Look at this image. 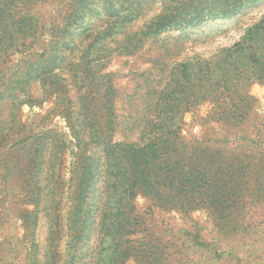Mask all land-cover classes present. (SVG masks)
I'll use <instances>...</instances> for the list:
<instances>
[{"label":"rangeland","instance_id":"obj_1","mask_svg":"<svg viewBox=\"0 0 264 264\" xmlns=\"http://www.w3.org/2000/svg\"><path fill=\"white\" fill-rule=\"evenodd\" d=\"M171 1L139 0L145 15L132 23L133 29ZM202 2L204 6L218 3ZM263 16L261 0L226 18L169 30L147 39L134 55L111 52L91 65L89 77H84L81 64H73L76 60L70 58L63 70L68 97L44 93L40 80L16 91V96L0 97V264H66L71 258L74 264H264V153L253 163L256 172L243 178L238 203L227 218L219 221L203 209L190 215L167 212L137 195L127 206L131 204L138 222L132 233L124 235L108 234L107 222L98 218L99 202L91 200L97 199L93 192L101 196L103 178L98 177L83 217L89 221L86 232L75 236L71 219L83 158L87 154L103 162L98 145L103 137L89 136L84 150L68 123L74 118L83 120L87 108L88 116L99 123L101 95L111 85L115 130L107 139L132 142L146 127L159 130L163 117L175 115L177 119L180 111L179 94L169 104L160 101L161 92L169 88L173 67L189 59L214 57L245 36ZM108 44L116 47L113 39ZM250 90L257 99L256 112L264 116V84L256 82ZM28 94L43 101L30 106L22 102ZM210 108L206 103L191 109L174 128L182 127L181 134L189 140L204 131L213 134L209 131L219 130L216 124L201 125L194 115L205 116ZM221 221L230 228H221Z\"/></svg>","mask_w":264,"mask_h":264},{"label":"trees","instance_id":"obj_2","mask_svg":"<svg viewBox=\"0 0 264 264\" xmlns=\"http://www.w3.org/2000/svg\"><path fill=\"white\" fill-rule=\"evenodd\" d=\"M173 1L160 13L144 17L143 25L135 30L132 23L145 15L139 0H0V97L16 96V91L37 80L43 82L44 93L68 97L63 70L70 58L76 60L73 64H81L84 77H89L91 65L111 52L134 55L149 38L226 18L261 0H216L218 3L210 6H204L202 0ZM112 39L114 48L108 44ZM173 68L169 88L159 96L162 103L169 104L179 94L180 111L177 119L175 115L163 117L155 132L146 127L132 142L107 139L115 130L111 85L101 95L99 123L88 116L89 108L83 120H68L84 150L89 136L103 137L98 143L103 162L87 154L83 158L71 219L75 236L86 232L89 221L83 217L98 177L103 178L101 196L93 192L97 199L91 200L99 202L98 218L107 222L108 234L134 231L138 219L131 204L127 205L137 195L167 212L190 215L203 209L219 221L234 212L243 178L256 172L253 163L264 153V116L256 112L257 99L250 90L256 82L264 84V16L214 57L185 60ZM36 101L43 100L30 94L22 100L30 106ZM206 103L211 106L207 114L194 115L201 125L214 123L219 130L209 131L213 134L204 131L189 140L181 134L182 127H174L191 109ZM221 222V228H230ZM77 227L81 229L77 231ZM66 264H74L73 259Z\"/></svg>","mask_w":264,"mask_h":264}]
</instances>
